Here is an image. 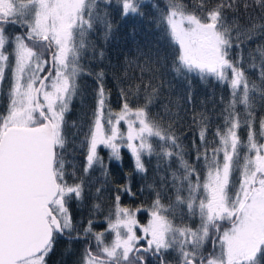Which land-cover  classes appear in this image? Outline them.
I'll list each match as a JSON object with an SVG mask.
<instances>
[{
    "label": "snow or ice",
    "instance_id": "obj_1",
    "mask_svg": "<svg viewBox=\"0 0 264 264\" xmlns=\"http://www.w3.org/2000/svg\"><path fill=\"white\" fill-rule=\"evenodd\" d=\"M146 3L157 10L164 43L125 57L123 75L114 74L113 109L106 73L85 64L105 58L92 35L102 33L106 43L116 35L113 10L121 19L144 18ZM252 41H264V0H167L163 8L151 0H0V91L7 96L0 112V264H49L61 240L70 245L65 254L82 245L76 264H169L172 253L175 264H264V115L257 113V106L264 110V43L245 55ZM85 75L95 78L94 103L71 124L73 136L83 135L86 163L78 171L68 159L76 149L67 116L84 95ZM169 75L183 86V106L165 102L175 95ZM196 78L227 85L222 123L213 126L207 111L192 110ZM125 151L142 180L156 158L151 203H121L122 195H138L130 174L111 179V163L122 164ZM97 167L105 179L94 200L114 183L103 230L95 224L101 203L86 220L76 211L89 199L86 178ZM193 217L198 224L185 222Z\"/></svg>",
    "mask_w": 264,
    "mask_h": 264
},
{
    "label": "trees",
    "instance_id": "obj_2",
    "mask_svg": "<svg viewBox=\"0 0 264 264\" xmlns=\"http://www.w3.org/2000/svg\"><path fill=\"white\" fill-rule=\"evenodd\" d=\"M151 2L157 3L161 8L165 7L167 0H151ZM190 3L191 0H186ZM145 17L141 18L139 16H129L127 18L121 19L117 11L113 10L112 19L116 27V35L108 40L106 43L103 40L102 33L96 32L93 33L92 39L97 44V53L101 50L105 53V58L100 59L97 55L96 59L88 58L85 60V64L91 68L93 72H99L103 70L106 73V86L111 92V106L113 109H116L119 105V90L116 86V80L114 79V74L123 75L124 69L127 67L125 64V57L129 59H134L137 46L142 48L144 51H148L150 48L155 50L164 43L161 37V31L156 23L157 10L152 8L151 3H146L144 7ZM10 32H16L14 26L9 27ZM264 43V41H252L250 46L245 51V55L250 51H254L257 43ZM131 69L129 74H131ZM139 74L138 72L136 73ZM249 75L251 79L258 80V74L249 69ZM94 76L85 75L82 77L80 83L84 91V95L78 97L73 102L72 111L68 114L67 119L69 123V140L75 141L73 147L76 149L75 153H72V150L69 151L68 159L72 160L76 165L78 171H82L83 166L85 165V156L84 149L79 147L80 141L83 140V135H72L71 124L73 121H79L84 112H90L91 106L94 103L93 101V90L95 88ZM168 80H171L173 83V92L175 95L167 98L165 102L167 103L170 99L172 102L179 100L181 106L184 105V100L182 99L184 95L183 86L179 85L176 80L173 79V76L169 75ZM192 110L199 112L205 110L210 114L213 126L217 123H222L220 118V112L223 107L221 103V97H224L225 100L229 96V89L227 85L221 84L218 81H215L212 78H209L207 81H200L199 78H196L193 81L192 87ZM7 105V96L6 90L0 91V112H2ZM177 109L173 108V111ZM163 111V109H160ZM258 115H264V110H261L257 106ZM190 119V114H189ZM187 128V126H185ZM86 130V129H85ZM240 135L242 138H246V132L241 129ZM191 133L188 134L187 138L184 139V144L187 147L191 144ZM107 151H102L101 155L104 157L105 162L108 161L107 155L104 153ZM191 159L190 157H188ZM148 159V158H146ZM148 168L147 179L142 180L141 175L134 171V165L129 154L125 151L122 164L116 162L111 163V172L113 181L119 180L123 182L125 180L126 174H130L132 178V189L133 191L138 192L136 197L122 195L121 203L126 206H135L144 201L145 204L151 203V197L149 196L147 189L148 184H152L154 181H158L160 174H158L155 169L157 166L156 158H151L150 162L146 165ZM71 171V169H69ZM89 199L85 200L82 207H77V213L81 214L78 218L86 220L89 215V211L93 203H101L103 206V211L95 216V224L97 229L103 227L105 221V216L108 214L113 198L114 183H109L103 188V194L99 201L93 199L95 194V188L101 186L100 182L104 181V176L101 174L100 169L97 167L95 171L91 172L89 177ZM140 188H144L145 191L142 193L139 192ZM167 202V201H165ZM141 222H145L147 219L146 213H141L139 215ZM186 223L198 224V218H188L185 220ZM69 243L66 240H61L54 252L50 255L49 264H76V261L82 250V245L80 243H73L71 247L74 251L70 254H65V250L69 248ZM169 264H175V256L172 254L167 256Z\"/></svg>",
    "mask_w": 264,
    "mask_h": 264
},
{
    "label": "rangeland",
    "instance_id": "obj_3",
    "mask_svg": "<svg viewBox=\"0 0 264 264\" xmlns=\"http://www.w3.org/2000/svg\"><path fill=\"white\" fill-rule=\"evenodd\" d=\"M105 151H107V150H105ZM106 153H107V152L104 153L105 156L107 155ZM145 222H146V221H145ZM105 223H106V222L104 221V223H103V227H101V229H97V230H103V228L105 227ZM172 255L175 256V253H172Z\"/></svg>",
    "mask_w": 264,
    "mask_h": 264
}]
</instances>
